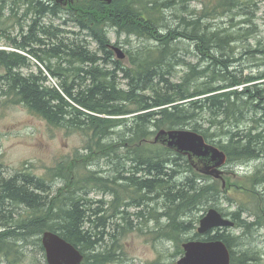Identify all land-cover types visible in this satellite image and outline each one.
<instances>
[{"label":"trees","instance_id":"16d2710c","mask_svg":"<svg viewBox=\"0 0 264 264\" xmlns=\"http://www.w3.org/2000/svg\"><path fill=\"white\" fill-rule=\"evenodd\" d=\"M179 2L183 0H113L109 4L76 0L75 5H67L71 6L68 9L54 0H0V33H8L7 12L10 16L15 15L18 3L25 6L23 16L33 15L28 26L30 34L22 35V41L8 36L9 45L36 59V63L40 62L50 76L58 80L57 86L56 83L51 86L44 70L38 66L36 73L24 74L20 69L32 68L31 59L16 51L0 49V67L3 69L0 73V97L2 102L10 100L22 104L53 127L88 131V149L99 152L114 167L112 175L107 176L90 168L87 181L91 179L112 189V183L125 180L129 184L121 182L124 186L138 191L148 201L153 199L149 192L163 199L166 207L163 215L168 220L165 237L168 239H181L183 233L194 228L183 218L203 206L202 202L208 195L216 197L220 192L205 184L197 187V180L207 179L208 176L198 174L186 156L162 144L149 142L156 130L190 127L200 131L198 133L206 140L211 139L226 153V165L260 161L247 177L250 184H243L239 189L248 199H241L237 210L231 213L221 212L224 216H231L233 227H240L246 233L258 230L263 226L258 218L264 222V192L257 190V187L264 189V69L247 71L249 68L242 55L237 56L234 42L238 33L236 29L231 30L235 23L221 28L213 22L204 21L234 10L241 11L243 3L223 0L214 7L206 5L201 14L193 18L187 7H178ZM168 9L177 10L173 13L178 19L177 25L167 21L165 12ZM220 9L226 11L219 12ZM63 10L68 14V21L75 23L90 40H65L52 23L36 27L45 15L62 17ZM109 28L115 29L118 34L124 32L152 39L156 45H145L134 52L126 50V55L134 56L133 66L127 68L122 60L112 58L114 52L109 49ZM37 30L47 36L48 46H45L46 40L37 36ZM178 40H194L199 57L197 65L182 62L179 53L182 47ZM90 41L97 45V51L89 48ZM33 44L37 47L34 48ZM183 49L190 52L187 48ZM99 51L104 55L98 56ZM246 53L249 56L260 54L264 58L262 48L249 49ZM55 58L58 62L53 64ZM60 61L73 69L60 66ZM178 65H186L187 71L178 81H173L171 77ZM117 71H121L127 80V88L118 84ZM138 111L142 113L135 114ZM124 115L129 116L118 118ZM118 128L126 130L122 136L120 132L116 133ZM117 135L122 140L121 145H125L124 149L112 143V138ZM136 143H139L138 147ZM115 161L120 164L128 162L131 167H120ZM175 165H184L187 169L178 170ZM125 170L132 173L128 177L121 176L120 173ZM144 170L148 171L147 175H137ZM186 171L195 172L177 182L176 177ZM11 178L0 177V252L5 257L4 264H29L23 262L25 254L16 246L19 241L37 237L46 230L59 233L78 247L84 259L91 256L96 264L114 262V254H110L109 249L92 252L99 242L104 245L106 241H101L100 236L104 230L95 233L91 224L84 225L86 214L89 222H93L91 217L97 212L95 208L86 206L91 205L85 196L86 186L73 182L48 200L43 193L50 186L42 178L32 174ZM71 179L67 180V186ZM18 206H25V215H16L14 207ZM242 213H247L245 218L241 217ZM214 230V234L213 230L207 232L204 239H221L231 253V264H258V252L234 249L243 245L246 233L233 235ZM107 234L111 240L112 233ZM36 242L39 248L43 247L41 238H37ZM177 252H181L180 247ZM116 262L124 264L120 260ZM0 263L3 262L0 260Z\"/></svg>","mask_w":264,"mask_h":264},{"label":"rangeland","instance_id":"374dc122","mask_svg":"<svg viewBox=\"0 0 264 264\" xmlns=\"http://www.w3.org/2000/svg\"><path fill=\"white\" fill-rule=\"evenodd\" d=\"M222 1L223 0H183V2L178 3V7H187L188 12H191L192 17L195 18L197 15L201 14L206 5L214 7ZM239 1L243 3V10H234L232 13H225L214 19L207 18L204 19V21L206 23L213 22L221 28H228L230 23H235L236 28L234 27L231 30L236 29L238 33L237 40L234 42L236 50L238 51L237 56L240 54L242 55L243 62L249 68L247 71L254 70V72H256L263 70V56L260 54L249 56L246 52L249 49H264V0ZM75 2L76 0H74L71 5H75ZM18 5L19 9L17 14L10 16L7 12L5 21L8 25V33H0V49L7 50L8 52L16 51L22 55L28 56L31 59L32 68L24 67L20 70L27 75L29 72L36 73L38 66L44 70V74L49 78L50 81H48V83L51 86H55L56 83L57 86L58 80L51 77L40 62L36 63V59L32 58L26 52L15 49L9 45L8 36L16 37L19 41H22V35L30 34V28L28 26L32 23L31 18H33V15L29 13V15L23 16L25 6L21 3H18ZM70 8L71 6L68 7V9ZM225 11L226 9H220L219 12ZM175 12H177L176 9H168L165 12V16L168 22L177 25L178 19L173 15ZM61 16L62 17L54 18L51 15H45L38 21L36 27L41 24L48 25L52 23L56 26L58 33L62 35L65 40L71 39L74 41H81L84 38L90 40L85 36V32L80 31V29L76 27L75 23L68 21V14L64 10ZM230 18H232V21H230ZM37 36L46 40L45 46H48L49 43L45 34L37 30ZM108 37L111 43L110 50L114 51L111 48L112 45L119 46L123 50L125 57L120 60H122L123 66L127 68L132 65V57L134 56L132 54L126 55V50L134 52L136 49L145 45H156L152 39L126 34L124 32L118 34L113 28L108 29ZM245 37H247L246 40ZM178 41L180 42L179 46L182 47L179 52L180 55H182V62L185 61V64L191 63L190 65L193 66L197 65L199 57L196 53V44L194 40L189 42L185 40ZM32 46L34 48L37 47L36 44ZM96 47L97 45L94 42L89 44V48L92 50L97 51ZM183 48L189 49L190 52H185ZM103 55L104 54L100 51L98 52V56ZM115 56L112 58L117 59ZM52 62L55 64L58 62V59L55 58ZM59 63L60 66H69L73 69L66 62L60 61ZM252 64L257 65L253 66ZM76 65L77 63H75V66ZM186 71V65H178L171 79L173 81H178ZM1 72H3V69L0 67V73ZM116 74L118 84L121 87L123 86V88H127V86H125L127 80L123 78L122 72L117 71ZM2 100V97H0V177L2 179H9L20 174L21 178L26 174L40 177L50 186L49 190L43 193L48 196V200L55 197L60 190L70 187L73 182L78 181L79 186H86L88 190L85 196L91 203V205L86 206H90L91 209L95 208L97 212L91 217L92 220H94L93 222H89V216L86 214L84 225L89 226L91 224L95 233H100L104 230L100 236H102L101 241L102 239L106 241L104 245L99 242L98 246L94 248L92 252L99 253L109 249V253L114 254L115 257L112 264H117L116 261L118 260L124 264H160L162 262L175 264L184 253L182 243L190 239L201 238L200 235H197L196 228L199 224L200 217L205 214L209 208H216L223 214L231 213L237 210V206L241 199H244V201L248 199L245 194L240 193L239 189L243 184H250L247 177L254 171L255 166L260 163V161H257L248 162L246 164L233 163L225 165V167L222 168L224 171V185L221 179L209 175L206 177L207 179L199 178V180H197V184H199L197 187H203V184H205V186H213L218 189L220 192L219 195L216 197H210L211 195H208L202 202L203 206H200L183 218V220L191 222L194 228L188 230L187 233H183L181 239L178 237H169L168 239L165 237L168 230L166 227L168 220L163 215V212L166 210L165 205H163V199L156 198L153 192H149L153 199L148 201V198L146 196H141V193L138 191L131 190L121 185L122 183L119 179L118 181L121 184L118 182L112 183L110 185L112 189H108L106 185L101 186L102 183L92 182L91 179L87 181L86 175H89L88 171L91 170L90 168L96 169L102 175L107 176L112 175L111 170L114 167V164H110L109 160L102 157L99 152L88 149V131L70 130L65 127H53L43 118L28 111L22 104L14 103L10 100L2 102ZM141 113L142 111L135 112V114ZM128 116L129 115H124L118 118H128ZM240 125L243 127V123ZM182 128L191 129L190 127ZM125 131L124 128H118L116 130V132H120L121 135L124 134ZM153 137L149 142H152ZM208 142L213 144L211 139H208ZM112 143L119 149H124L125 147V145H121L122 140L118 136L112 138ZM136 145V147H138L139 143H136ZM123 166L124 168H128L131 167V164L128 162L125 164L121 162L120 167ZM176 169L186 170L187 167L178 165ZM130 172V170H125L123 173H119L122 174L121 176L128 177ZM194 172L195 171L192 173ZM196 172L198 171L196 170ZM192 173L186 171L182 173V175L176 177V181L181 182L185 180L187 176H192ZM199 173L200 172H198V174ZM116 174H118V172H116ZM147 174V170L137 173V175L140 176H145ZM69 179L71 180L68 182L67 186V180ZM123 184L127 185L129 182L124 180ZM257 190L261 193L264 192V189L261 187H257ZM12 208L13 207H10V209ZM14 212L16 215L24 213L25 206L14 207ZM25 214L26 213H24V215ZM246 215L247 213H242L241 217L245 218ZM258 221L263 224V226L258 230L252 229L247 233L246 230L240 227H232L231 229L221 228L216 230L231 233L233 235H243L246 233L242 239L243 245L236 246L234 249L239 251L243 248V250L248 249L256 251L260 254L258 264H264V222L259 218ZM107 232L112 233L111 240ZM214 233L215 230L212 231V234ZM37 238H41L40 235L31 237L27 241L18 242L19 247L16 246V249L25 254L23 259L24 263L47 264L45 252L39 248L36 242ZM178 247H180V249L182 248L180 253H176ZM4 258L3 253L0 252V260L3 262L0 264H4ZM82 263L96 264L91 256L84 259Z\"/></svg>","mask_w":264,"mask_h":264},{"label":"water","instance_id":"95a60500","mask_svg":"<svg viewBox=\"0 0 264 264\" xmlns=\"http://www.w3.org/2000/svg\"><path fill=\"white\" fill-rule=\"evenodd\" d=\"M66 6L74 0H54ZM111 3L113 0H95ZM118 58L125 54L119 46L112 45ZM153 143L162 144L177 153L183 154L193 165L194 169L204 175H209L223 181L227 162L226 153L218 146L209 143L202 134L184 128L160 129L153 138ZM234 226V221L224 216L218 209L209 208L199 219L196 228L201 238L190 239L182 243L183 255L175 264H231L228 247L221 239H204L205 234L218 228ZM47 264H82L84 255L81 250L64 239L59 233L50 230L41 235Z\"/></svg>","mask_w":264,"mask_h":264},{"label":"bare ground","instance_id":"6f19581e","mask_svg":"<svg viewBox=\"0 0 264 264\" xmlns=\"http://www.w3.org/2000/svg\"><path fill=\"white\" fill-rule=\"evenodd\" d=\"M174 1V0H173ZM247 1V0H246ZM161 3V2H160ZM169 3H171V2H169ZM67 6V5H66ZM240 9V8H239ZM174 12V11H173ZM181 14V13H180ZM177 15H178V13H177ZM187 22V21H186ZM179 24V23H178ZM52 33V32H51ZM237 33V32H236ZM251 33V32H250ZM202 38V37H201ZM209 38V37H208ZM213 41V40H212ZM222 41V40H221ZM238 43V42H237ZM154 44V43H153ZM67 45V44H66ZM65 45V46H66ZM206 46V45H205ZM110 47V46H109ZM171 47V46H170ZM209 47V46H208ZM222 47V46H221ZM111 48H112V46H111ZM113 49V48H112ZM4 50V49H3ZM175 50V49H174ZM221 50V49H220ZM220 50H219V52H220ZM43 51V50H42ZM224 51V50H223ZM64 52V51H63ZM114 52V56L117 58V59H121V58H118V56H117V53L115 52V51H113ZM226 52V51H225ZM171 53V52H170ZM258 58V57H257ZM263 58V57H262ZM183 60V59H182ZM185 62V61H184ZM183 62V63H184ZM221 62V61H220ZM191 64V63H190ZM200 65V64H199ZM88 66V65H87ZM248 68V67H247ZM99 70V69H98ZM225 73V72H224ZM34 74V73H33ZM79 75V74H78ZM78 75H75V76H78ZM59 76V75H58ZM82 76V75H81ZM85 77V76H84ZM263 77V76H262ZM73 78V77H72ZM74 79V78H73ZM255 79V78H254ZM200 80V79H199ZM251 80V79H250ZM184 83V82H183ZM173 85V84H172ZM257 85V84H256ZM207 86V85H206ZM252 86H254V85H252ZM123 87V86H122ZM116 88V87H115ZM193 94V93H192ZM107 95V94H106ZM250 95V94H249ZM170 99V98H169ZM239 100V99H238ZM171 102V101H170ZM68 103V102H67ZM74 113V112H73ZM218 113V112H217ZM208 114V113H207ZM91 117V116H90ZM224 117V116H223ZM122 118V117H121ZM234 119H237V118H234ZM69 126V125H68ZM228 126H230V125H228ZM232 128V127H231ZM134 129V128H133ZM229 129V128H228ZM157 132H158V130L156 131V133L155 134H157ZM197 132H200V131H197ZM231 132H232V130H231ZM108 133V132H107ZM117 133V132H116ZM155 134H154V136H155ZM228 135V134H227ZM118 136V135H117ZM122 136V135H121ZM154 138V137H153ZM208 141V140H207ZM210 143V142H209ZM177 153V152H176ZM249 154V153H248ZM147 159V158H146ZM121 162V161H120ZM119 163V162H118ZM120 164V163H119ZM158 165V164H157ZM162 165V164H161ZM166 165V164H165ZM122 166V165H121ZM177 166V165H176ZM156 167V166H155ZM175 167V166H174ZM177 168V167H176ZM140 169V168H139ZM174 170V169H173ZM170 171V170H169ZM164 172V171H163ZM172 172H174V171H172ZM171 172V173H172ZM152 173V172H151ZM168 173V172H167ZM175 173H176V171H175ZM122 175V174H121ZM174 175V174H173ZM178 176V175H177ZM95 178V177H94ZM116 178V177H115ZM12 179V178H11ZM117 179H118V177H117ZM161 179V178H160ZM113 181V180H112ZM122 183H123V181L124 180H120ZM105 184V183H104ZM195 184V183H194ZM123 185V184H122ZM189 193V192H188ZM75 197V196H74ZM212 197V196H211ZM192 198V197H191ZM105 209V208H104ZM152 214V213H151ZM100 222V221H99ZM102 223V222H101ZM18 227V226H17ZM95 227H97V226H95ZM96 232H98V231H96ZM211 232V231H210ZM208 237V236H207ZM227 246V245H226ZM41 248H43V247H41ZM182 249V248H181ZM231 254V253H230ZM46 259V258H45Z\"/></svg>","mask_w":264,"mask_h":264},{"label":"flooded vegetation","instance_id":"af4514ba","mask_svg":"<svg viewBox=\"0 0 264 264\" xmlns=\"http://www.w3.org/2000/svg\"><path fill=\"white\" fill-rule=\"evenodd\" d=\"M64 7H66V6H64Z\"/></svg>","mask_w":264,"mask_h":264}]
</instances>
